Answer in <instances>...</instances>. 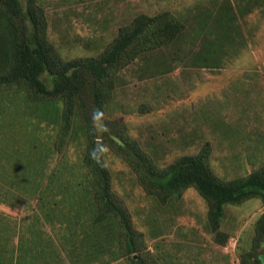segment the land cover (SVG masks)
Masks as SVG:
<instances>
[{
    "label": "rangeland",
    "instance_id": "1",
    "mask_svg": "<svg viewBox=\"0 0 264 264\" xmlns=\"http://www.w3.org/2000/svg\"><path fill=\"white\" fill-rule=\"evenodd\" d=\"M38 3L48 39L65 60L99 56L141 15L168 13L183 28L174 43L121 70L109 102L92 115L91 141L130 217L137 253H127L119 220L101 217L81 118L76 113L65 133L62 99L31 98L17 87L0 89L1 237L20 244L32 264H134L132 257L150 264H264L261 199L227 205L215 231L209 203L195 188L165 200L150 193L140 179L146 169L121 142L124 136L159 170L207 149L208 167L222 182L263 168L264 0Z\"/></svg>",
    "mask_w": 264,
    "mask_h": 264
},
{
    "label": "trees",
    "instance_id": "2",
    "mask_svg": "<svg viewBox=\"0 0 264 264\" xmlns=\"http://www.w3.org/2000/svg\"><path fill=\"white\" fill-rule=\"evenodd\" d=\"M47 28V16L38 0H0V89L17 87L31 98L62 99L65 133L77 113L90 137L85 163L94 179L101 217L119 220L127 253L136 254L138 247L130 217L112 194L110 174L101 163L99 146L91 141L92 115L99 116L109 102L114 80L121 70L143 53L174 43L183 26L168 13L141 15L122 27L99 56L73 60H65L58 53L48 39ZM121 142L131 147L142 163L137 161V165L146 169L140 179L150 193L165 200L195 188L209 203V223L215 231L220 229L227 205L239 206L255 198L264 202V167L246 177L222 182L208 167L207 149L196 156L181 157L168 168L159 170L132 148L124 136ZM119 148L127 154L126 149ZM259 235L264 236V215ZM131 259L134 264H150L143 257ZM260 260L259 257L257 262Z\"/></svg>",
    "mask_w": 264,
    "mask_h": 264
},
{
    "label": "crops",
    "instance_id": "3",
    "mask_svg": "<svg viewBox=\"0 0 264 264\" xmlns=\"http://www.w3.org/2000/svg\"><path fill=\"white\" fill-rule=\"evenodd\" d=\"M0 233V264H32L31 261L21 254L22 247L13 241H5ZM24 251V250H23Z\"/></svg>",
    "mask_w": 264,
    "mask_h": 264
}]
</instances>
